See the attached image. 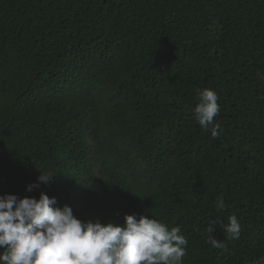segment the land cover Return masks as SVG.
Wrapping results in <instances>:
<instances>
[{
  "label": "trees",
  "instance_id": "16d2710c",
  "mask_svg": "<svg viewBox=\"0 0 264 264\" xmlns=\"http://www.w3.org/2000/svg\"><path fill=\"white\" fill-rule=\"evenodd\" d=\"M42 192L82 222L179 226L183 264L264 258V0H0V196Z\"/></svg>",
  "mask_w": 264,
  "mask_h": 264
},
{
  "label": "clouds",
  "instance_id": "9594fccd",
  "mask_svg": "<svg viewBox=\"0 0 264 264\" xmlns=\"http://www.w3.org/2000/svg\"><path fill=\"white\" fill-rule=\"evenodd\" d=\"M198 96L194 119L215 138L221 128L214 120L220 113L219 97L211 89ZM52 178L41 173L38 181L47 184ZM34 187L38 184L26 190ZM56 205V198L43 192L38 200L0 196V248H5L0 264H183L188 241L179 226L169 230L157 219L135 214L125 216L123 226L99 220L82 222L71 207ZM216 207L226 210L222 197ZM214 230L209 226L206 243L223 248L224 243L210 235ZM224 231L228 240L239 239L241 225L236 216L229 217ZM256 264H264V258Z\"/></svg>",
  "mask_w": 264,
  "mask_h": 264
}]
</instances>
